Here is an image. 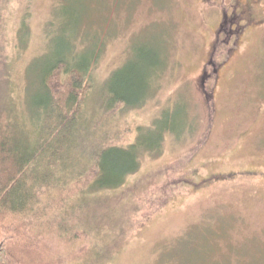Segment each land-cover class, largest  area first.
Returning a JSON list of instances; mask_svg holds the SVG:
<instances>
[{
	"label": "rangeland",
	"instance_id": "374dc122",
	"mask_svg": "<svg viewBox=\"0 0 264 264\" xmlns=\"http://www.w3.org/2000/svg\"><path fill=\"white\" fill-rule=\"evenodd\" d=\"M254 1L259 20L239 25L236 14L221 21L237 0H0V59L17 114L26 68L68 35L96 51L72 129L82 162L158 120L171 127L158 148H140L121 186L84 191V178L70 201L53 194L36 264H264V0ZM128 62L150 75L147 95L109 106L106 82ZM70 202L73 231L63 235ZM11 236L0 233V244Z\"/></svg>",
	"mask_w": 264,
	"mask_h": 264
},
{
	"label": "trees",
	"instance_id": "16d2710c",
	"mask_svg": "<svg viewBox=\"0 0 264 264\" xmlns=\"http://www.w3.org/2000/svg\"><path fill=\"white\" fill-rule=\"evenodd\" d=\"M25 23L21 20L16 33L19 48L27 42ZM72 38L67 35L54 41L47 53L26 68L22 115L17 114L15 97L8 89L6 59H0V233L12 234L0 244V264H36L44 241L43 219L49 216L47 201L54 199L53 194L63 191L61 200L70 201L68 192L84 178V191L121 186L138 170L140 148L157 147L171 128L168 117L158 120L149 134L140 132L127 147L104 144L82 162L80 157L86 153L75 152L80 134L72 129L79 120L82 93L91 87L96 51L78 50ZM151 63L149 73L153 74L159 62ZM136 64L128 62L108 78L109 106L143 103L150 75L145 76L143 65ZM73 209L71 202L61 207L66 217L63 235L73 231Z\"/></svg>",
	"mask_w": 264,
	"mask_h": 264
},
{
	"label": "flooded vegetation",
	"instance_id": "af4514ba",
	"mask_svg": "<svg viewBox=\"0 0 264 264\" xmlns=\"http://www.w3.org/2000/svg\"><path fill=\"white\" fill-rule=\"evenodd\" d=\"M236 1V0H235ZM236 2V8L233 10V14L224 13L222 16V23L226 21V19L233 17L234 14H236L237 19L239 21V25H242V23H245V20H249L251 22H256L259 20V16L255 13V2L254 0H237ZM234 5V3H233ZM237 9L239 11H237ZM231 23V22H230Z\"/></svg>",
	"mask_w": 264,
	"mask_h": 264
}]
</instances>
